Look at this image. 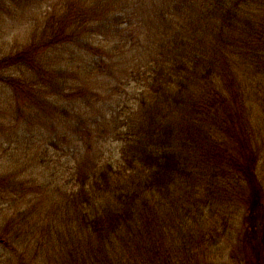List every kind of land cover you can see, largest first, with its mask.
<instances>
[{
	"label": "trees",
	"instance_id": "16d2710c",
	"mask_svg": "<svg viewBox=\"0 0 264 264\" xmlns=\"http://www.w3.org/2000/svg\"><path fill=\"white\" fill-rule=\"evenodd\" d=\"M63 3L0 60L22 76L0 80L78 157L65 188L13 189L20 202L41 191L40 205L0 240L22 244L25 264H209L229 213L244 219L234 257L264 264V0ZM60 48L78 63L48 53ZM109 139L119 146L107 157Z\"/></svg>",
	"mask_w": 264,
	"mask_h": 264
},
{
	"label": "rangeland",
	"instance_id": "374dc122",
	"mask_svg": "<svg viewBox=\"0 0 264 264\" xmlns=\"http://www.w3.org/2000/svg\"><path fill=\"white\" fill-rule=\"evenodd\" d=\"M63 1L0 0V60L33 43L36 39L34 36L44 29L49 13L53 12L55 8L65 7L66 4ZM48 53L51 57L60 56L62 53L65 59L74 58L70 55V51L61 50V48L53 49ZM73 62L76 65L78 60L74 58ZM24 68L26 67L14 65L0 71V75L8 79H16L22 76ZM26 71L28 70L26 69ZM259 79L264 80V72L259 73ZM121 97L127 101L131 99V95L127 97L125 93H122ZM255 103L257 119L254 120L264 123V107H260L257 100ZM30 105L31 108H28L26 105L20 104V100L11 86L0 80V181L10 180L6 183L14 192L0 194V227L6 224L9 218L18 215L27 208L32 209L40 205L41 191L32 193L30 198L33 197V199L27 198L20 202L14 188L20 189L25 186L26 192L31 189L34 192V188L40 190L50 181L51 186L55 188L61 185L63 180L65 188L69 185L67 184L68 179L72 177L70 169L74 167V161L78 157L77 150H66V143H60L59 138L56 137L54 129L58 130V137L61 136L59 124L56 122L51 124L48 116L35 117L32 114V104ZM260 144L258 174L264 185V131L260 137ZM118 146L119 143L109 139L103 143L102 148L108 157L118 149ZM55 171L59 174H54ZM57 177L62 178L60 183H56ZM12 182L13 184L10 185ZM21 192L20 190L19 193ZM3 196L5 197L3 198ZM14 198L15 200H13ZM51 204V202H45L44 206L51 207ZM222 219L227 221L228 230L225 232L224 242L217 255L211 257L213 262L209 261L208 263L244 264L242 258L234 257L232 252L235 251V246L239 243L243 233L244 219L242 215H239L234 224V216L229 213ZM209 224L211 225V222ZM218 248L219 246L216 252ZM28 258L29 256L23 252L22 244L18 241L16 243L11 241L8 245L3 239L0 240V264H25ZM29 259H33V257ZM239 259L241 262L238 263Z\"/></svg>",
	"mask_w": 264,
	"mask_h": 264
}]
</instances>
